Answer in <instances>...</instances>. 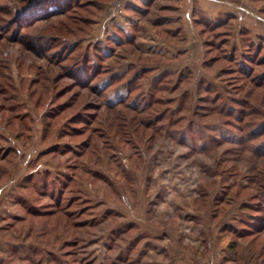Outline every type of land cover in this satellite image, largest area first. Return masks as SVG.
Instances as JSON below:
<instances>
[{
    "label": "rangeland",
    "instance_id": "1",
    "mask_svg": "<svg viewBox=\"0 0 264 264\" xmlns=\"http://www.w3.org/2000/svg\"><path fill=\"white\" fill-rule=\"evenodd\" d=\"M25 4L0 0V122L10 116L0 125L1 145L19 152L11 163L0 162V264H264V234L235 233L243 231L244 203L255 207L246 213L259 216L253 156L242 149L235 118L206 109L209 86L202 87L264 112L258 94L226 90L221 74L240 76L241 66H252L258 38L264 47V0H78L68 7L53 0L47 8L61 6L43 21L42 15L19 20ZM199 14L214 23L230 15L228 39L220 36L225 27L217 38L201 36ZM18 34L35 42H21ZM51 36L65 40L51 44ZM206 39L227 40L224 53L233 58L212 62L222 49ZM84 56L100 67L92 83L77 76L86 69ZM96 87L105 103L128 105L111 111ZM149 93L164 101L162 120L153 125L133 109ZM50 112L53 125L44 137ZM78 112L95 114L86 126L98 130V144L86 153ZM26 118L31 126L18 128ZM231 167L236 174H225ZM34 172H49L51 182L72 176L77 191L66 203L76 216L52 215L49 195L21 188ZM22 199L39 214H27Z\"/></svg>",
    "mask_w": 264,
    "mask_h": 264
},
{
    "label": "trees",
    "instance_id": "2",
    "mask_svg": "<svg viewBox=\"0 0 264 264\" xmlns=\"http://www.w3.org/2000/svg\"><path fill=\"white\" fill-rule=\"evenodd\" d=\"M44 1V2H43ZM53 1V0H26L27 4H25L24 6L20 7L18 9V19L19 20H27V17H40L42 15V18H40L39 21H43L45 20L47 17H49V15L54 13V10L59 9V7L64 4V7H68V6H75V4L78 2V0H75L73 2V0H57L60 1V4L55 5L54 7H56V9H54L53 7H48L49 3ZM63 7V8H64ZM53 12V13H52ZM51 13V14H50ZM196 23L199 27L200 30V34L201 36H204V34H210L212 35L214 38H217L218 34H217V30H219V28L225 27V29H227L226 31H222L221 35L222 36L224 34L225 39H228V37L230 36L228 34V29H231L233 19L232 17H230V15H224V20L220 21V22H211L208 19L202 17L201 14L196 16ZM44 18V19H43ZM226 18V19H225ZM30 24V23H27ZM32 24V23H31ZM6 29V28H5ZM224 30V29H223ZM16 32V30H15ZM216 33V34H215ZM17 35V33H16ZM18 36H20V41L24 42V43H30V42H35L34 38H27L26 36L22 35V34H18ZM244 37V36H243ZM246 39L244 38L243 41L244 42H249L250 39L247 38V36H245ZM50 41V43L52 44V42H56L58 43V41L60 40H65L64 38H60L55 40V37H52L48 39ZM259 42L262 43L263 39L262 38H258ZM205 45L208 46H214L216 48H220L221 50V54L218 57H214L211 58L212 62H217L220 60H222L225 57L227 58H233L232 55H228L224 53V47H226L229 43L227 40H223L220 45L216 43V41H211V40H205L204 41ZM253 43L250 42V44ZM258 44L256 46H254V44L252 45L253 50L254 51V55L253 57H251V64L252 66L248 67V66H241L242 70H241V74L239 72H236L235 75L238 73L240 74V76H231L228 78L229 73H225V71L227 70H222L223 73H221L222 75H226V77H224V88L226 90H243L244 88L248 87V92L251 93H255L258 94V98L257 100H259L260 102L264 103V47L261 44ZM216 45V46H215ZM63 46H65V44L63 43ZM45 49L47 46H43ZM31 51L36 52V50H39L38 47L36 46H30ZM224 54V55H223ZM221 55L223 56V58L221 57ZM75 58H73L72 60H74ZM217 59V60H215ZM215 60V61H213ZM81 62H83V66L85 65V68L87 69H80L79 72H77V76L78 78L82 77V76H87L86 80L91 82L96 79L97 74H99L100 72V67L98 66V64H95L93 62V60L89 57V56H84V60H80ZM248 61H246L247 63ZM77 63V62H76ZM219 63V62H218ZM90 64V68L87 67ZM100 64V63H99ZM208 66L209 63H207ZM206 64V65H207ZM211 64V63H210ZM221 65V64H220ZM71 69H79L78 66L73 67ZM232 73V72H230ZM76 76V77H77ZM131 84V83H130ZM202 87H211L209 84H205L204 82H202ZM206 88V90H208L206 96L203 98V101L206 102L208 105L205 106L206 109H209L210 112H213V114H215L217 117H222L224 119L228 118V121H231L232 118H235V125L236 128L241 132L242 134V138L244 140V147L242 146L243 150H246L248 153L250 152V154L253 156L252 161H251V165H250V170H252L253 174L250 176L251 177V183L252 186H254L257 190H256V200L258 201V207L259 210H257L256 212L259 214V216H253L249 213H246V211L248 210H253L255 207L253 206V204L251 203H244L243 205V214H244V219L242 220V224L244 225V227L242 228L243 231L242 232H238L236 231L235 233L237 234H242V233H253L255 232V234L257 235H263L264 234V167L260 168L259 166H261V159H264V112L262 110H258L255 108V103L252 102H246V103H242L239 99L234 98V95H229L227 96V98H225L223 96V91H219L216 90L214 88ZM254 87L260 89V90H255ZM259 93H258V92ZM261 91V92H260ZM96 94L97 97L100 98V100L102 102L103 101V92H100V88L96 87ZM130 95H132L133 90L129 91ZM231 92V91H230ZM240 93V92H239ZM4 94V93H3ZM140 97V96H139ZM8 102H12L11 98L8 97ZM138 99V104L141 105V107H133L134 110H139V114L138 116L140 117L142 114H144L143 118H141V122H145V124H148V122L153 125L156 121H160L162 120V115H163V111H162V105L164 103L163 99L161 97H157L155 96L153 93H149V94H143L140 98ZM231 101H233L231 103ZM16 103V102H15ZM105 103V102H104ZM127 100H120V102L118 103H105L106 106L112 111H116L119 110L121 106L126 107L127 104ZM229 103L230 105H232L229 108H226L225 104ZM237 104H244L245 108L243 110H235V105ZM12 105V104H11ZM14 107H18V103L13 104ZM63 106V105H61ZM130 107V104H129ZM63 108V107H62ZM124 110V109H123ZM10 112V111H9ZM120 112L122 114H124L125 112L121 111ZM209 113V112H208ZM119 114V113H118ZM210 114V113H209ZM11 115V114H10ZM19 115V117L21 116V114H17ZM23 117L25 116V114H22ZM54 114H51V112L47 115L48 116V121L44 123V137L46 136V134H48V130L50 129V127H52L53 125V117ZM77 118L78 120L80 119V121H82L83 125H89L90 126V122L91 119L93 121V119L95 118V114H91V113H83V112H78L77 114ZM121 116V115H120ZM204 116H206V114H204ZM10 116H8L6 119H10ZM22 117V116H21ZM3 119H1L0 125H8L9 123ZM26 118L25 120H20L21 122L18 124L19 126H17L18 128H29V126H31L29 123L32 124V120L29 119L27 121ZM71 118H69V122ZM52 121V122H51ZM67 121V122H68ZM77 121V120H75ZM103 121H101L102 123ZM225 122V121H224ZM5 123V124H4ZM92 123V122H91ZM227 123V122H226ZM29 124V125H28ZM89 126H86L85 129H83V131H81V133L78 136H85L87 134L86 137H84L81 142V148L83 149L82 153H86V151H88L89 149H93L98 142L95 141V136L96 133L98 132L97 129H92L90 127V129L88 128ZM8 127V126H7ZM9 128V127H8ZM78 131V130H76ZM20 132V130H19ZM103 131L101 130L100 133L101 135H103L102 133ZM4 138L3 136L0 134V162L3 160H7L9 159L10 163L12 161V159L10 160V158H12V155L16 157L17 159V154H19V152L12 147H3L1 145V142H4ZM70 147H66V150H69ZM55 152V151H53ZM53 152H47L45 154H43L42 156H47L50 155V153L52 154ZM80 153V152H79ZM13 161H15L13 159ZM16 163V162H15ZM14 163V165H15ZM9 170L5 169V173H8ZM233 171V172H232ZM237 172V169L235 167H231L229 169H224V173H231L233 175H235ZM41 175V174H39ZM36 175V173H31V175L27 178L26 182L23 183L21 185V188L23 189H33L36 194L41 195L39 197H44L46 198L47 195H49L50 199H52V207L53 210L55 211V213L52 214V211L50 210V212L48 214H64L66 216H76L77 215V211L75 208H73V204L72 203H66L67 202V197L68 196H72L74 194H76V182L74 181V179H72V176L69 175H64L62 176L63 178L60 179V181L63 180V182H51V179H49L50 177H48L49 172H47L46 174H44V176H39ZM228 187H231V185L229 184ZM253 198L250 199V201H252ZM20 204L23 208L24 211L27 212V214L29 215H37L39 214V207L36 205H32L28 200L26 199H22L20 200ZM75 205V204H74ZM77 206V205H76ZM38 207V208H37ZM257 207V209H258ZM73 209H75V211H72ZM75 213V214H73ZM71 217V218H72ZM251 225V226H250ZM249 227H252L253 230H250ZM253 231V232H252ZM237 244L233 243L230 246V249H232L233 251L236 250L237 248ZM70 254V253H69ZM71 256H73L75 259V255L74 253L70 254ZM78 260V259H77ZM77 260H74L75 262H70V263H65V264H75ZM80 264V263H79Z\"/></svg>",
    "mask_w": 264,
    "mask_h": 264
},
{
    "label": "crops",
    "instance_id": "3",
    "mask_svg": "<svg viewBox=\"0 0 264 264\" xmlns=\"http://www.w3.org/2000/svg\"><path fill=\"white\" fill-rule=\"evenodd\" d=\"M206 1H212V0H206ZM205 4V3H204ZM214 4V3H213ZM213 6H215V5H213ZM223 9L225 10V11H227V8L224 6L223 7Z\"/></svg>",
    "mask_w": 264,
    "mask_h": 264
}]
</instances>
